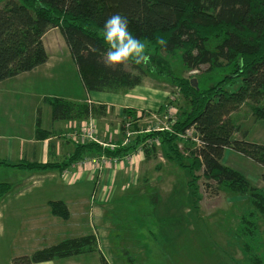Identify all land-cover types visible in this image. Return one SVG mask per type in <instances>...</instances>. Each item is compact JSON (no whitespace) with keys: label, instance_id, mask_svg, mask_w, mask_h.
<instances>
[{"label":"trees","instance_id":"16d2710c","mask_svg":"<svg viewBox=\"0 0 264 264\" xmlns=\"http://www.w3.org/2000/svg\"><path fill=\"white\" fill-rule=\"evenodd\" d=\"M117 13L128 19L130 30L145 43L151 59L161 54L176 56L187 70L201 71L207 66L205 74L233 70L209 87L198 82L196 88L192 81L175 80L189 102V112L172 129L143 136L140 142L158 135L165 145L167 158L190 170L189 187L196 206V198L200 199L196 182L201 179L214 195L221 191L248 195L255 212L241 217L236 236L243 242L244 264H264L263 257L254 248L258 223L264 219V191L252 186L245 174L223 163L226 153L232 151L264 170V145L246 141L248 131L234 119V114L244 106L253 109L255 121L264 119V0H0V82L46 64L49 54L44 36L52 29H59L89 94L115 95L137 89L147 76L144 63L128 62L132 67L129 70L126 63L105 67L103 62L106 45L100 39L101 26ZM159 38L165 41L164 45L156 42ZM236 80L241 82L238 90H227ZM44 101L51 107L54 121L94 117L96 106L88 102L58 97ZM104 107L98 106V109ZM41 118L39 110L38 136L45 133L40 128ZM189 129H194L201 144L186 148L192 161L186 165L177 141ZM239 134L241 139L237 137ZM138 146V140L114 151L94 143L81 144L76 154L62 164H0L28 170L65 169L79 160L86 149L97 155L121 156ZM191 170L202 171V176H194ZM10 189L9 183H0V198ZM52 209L63 219L69 218L63 203H52ZM94 251H98V240L89 235L16 258L13 264H40ZM101 264H110L103 255Z\"/></svg>","mask_w":264,"mask_h":264},{"label":"rangeland","instance_id":"374dc122","mask_svg":"<svg viewBox=\"0 0 264 264\" xmlns=\"http://www.w3.org/2000/svg\"><path fill=\"white\" fill-rule=\"evenodd\" d=\"M57 35L51 32L47 35V40ZM61 40L65 44L64 39ZM68 53V49H56V55H61V58H65ZM126 64L130 70L131 64ZM202 68L201 71L187 70L179 57L161 54L145 64L147 76L137 89L120 91L115 95L91 93L96 106L93 117L96 119V138L104 145L94 144L114 151L119 148L114 149L108 144H122V148H126L123 146L126 139L132 142L131 145L138 140L137 149L127 154L122 153V157L133 153L132 160L142 158V173L144 179H147L146 182L142 181L141 191H137L140 183L138 187L134 182L122 183V200L119 201L122 215H110L111 222L119 223L110 231L115 237L100 239V250L108 257L104 258L110 264H130V259L134 264H244L243 242L236 236V232L241 217L255 210L251 206L250 197L233 191H221L219 195H214L211 190L206 189L204 180L201 179L196 182L197 193L200 195V199L196 198V206L189 187L190 170L167 158L169 156L165 145L161 144L158 135L140 142L143 136L172 129L173 124L184 119L189 112V102L177 88L175 80H196L202 86L209 87L233 72L232 69H227L205 74L208 67ZM61 71L65 73V81L48 82L50 85L45 88V93L60 92L67 95L69 92L79 91L82 82L75 65L69 61ZM240 83L232 81L227 90L237 91ZM49 97L53 98L51 95ZM100 99L113 101L117 106L103 105ZM98 106L105 107L98 109ZM253 113L251 107L244 106L234 114L235 122L242 124L248 131L246 141L264 145V119L255 121ZM111 132L113 137L109 136ZM193 136H179L177 141L178 150L185 157L186 165L192 164L186 148L196 144L198 146ZM237 137L242 138L241 134ZM223 163L245 174L252 186L264 191V170L258 164L232 151L226 153ZM191 173L196 177L202 176V171L191 170ZM18 177L19 175L2 174L0 171V182H4L2 179L6 178L14 182ZM15 186L16 189L19 187L17 184ZM83 188L89 195L95 191L94 185L91 186L93 189L90 186ZM7 214L0 220V264H13L16 258L29 256L56 244L57 238L42 237L32 242L27 236H22V218L8 219ZM94 222L98 225L97 219ZM258 226L254 248L264 259V219L259 221ZM118 235H122V238ZM108 245L109 250H106ZM57 261L45 264H56Z\"/></svg>","mask_w":264,"mask_h":264},{"label":"crops","instance_id":"0c3cea01","mask_svg":"<svg viewBox=\"0 0 264 264\" xmlns=\"http://www.w3.org/2000/svg\"><path fill=\"white\" fill-rule=\"evenodd\" d=\"M51 32L58 35L47 40V35ZM59 32V29H52L44 36V44L49 54L46 64L0 82V162L10 165L25 162L62 164L76 154L78 146L83 144L76 136L89 128V124L96 122L93 117L86 120L54 121L51 107L44 101L51 95L73 102H88L90 105L95 102L83 84L78 92H69L70 95L44 92L50 85L48 82L65 81V73L61 70L69 61L75 65L78 72L69 48L62 42L63 37ZM57 48L66 51L68 49L69 53L65 58H61V55H56ZM54 75L57 77L54 78ZM100 101L103 105L117 106L113 101ZM39 110L42 116L40 128L45 131L41 136L37 134ZM109 136L113 137L112 132ZM117 147L122 148V144ZM133 156V153L126 157L96 155L86 149L79 160L65 169L28 170L0 164L2 174L19 175L14 182L8 181V177L2 179L4 182H0L11 185L10 191L0 198V220L5 213H8V219L22 218V236H27L32 242L42 237L57 238V245L69 239L93 235L98 240V251L57 259L56 264H97L98 260L101 264L103 251L100 250V239L115 237L110 231L113 226L119 225L110 221V215H122V206L119 203L120 199L122 200V183L124 185L134 182L137 187L140 183L137 191H141L142 181H147L142 173L143 159L132 160ZM93 160H97L98 165H82L83 161ZM16 184L19 186L17 189ZM92 185L95 191L89 195L83 187L91 188ZM55 202L64 204L69 212L68 219L54 214L52 203ZM95 219L98 220V225L94 222ZM118 236L122 238V235ZM106 250H109V245ZM103 256L106 257L104 253ZM129 263L134 264L131 259Z\"/></svg>","mask_w":264,"mask_h":264},{"label":"clouds","instance_id":"9594fccd","mask_svg":"<svg viewBox=\"0 0 264 264\" xmlns=\"http://www.w3.org/2000/svg\"><path fill=\"white\" fill-rule=\"evenodd\" d=\"M100 39L106 45L102 53L105 67L122 66L128 62L136 65L147 64L151 59L145 43L133 35L128 19L119 13L109 16L104 21ZM156 42L159 45L165 44L162 38Z\"/></svg>","mask_w":264,"mask_h":264},{"label":"built area","instance_id":"2783aa9c","mask_svg":"<svg viewBox=\"0 0 264 264\" xmlns=\"http://www.w3.org/2000/svg\"><path fill=\"white\" fill-rule=\"evenodd\" d=\"M88 126H89V128H86L83 132H81L78 136H76V139L80 143H83V144H86L88 142H91V143H97L99 145H102L103 143L101 141L99 142L97 140V138H96V128H95V124L92 122ZM193 134H195L194 129H189L184 134H182L180 136L183 137V138H189V136L191 137V136H193ZM193 139L198 143V145L201 144L200 141L198 140V137L193 136ZM131 143L132 142H129V140L126 139L125 142L123 143V146H126L127 147V146L131 145ZM108 145L111 146V147H114V149H116V147H117V145H115V144H108ZM114 162H116V161H114ZM86 164H91L93 166H96V165H98V162H97V160H93V161H83L82 162V165L85 166Z\"/></svg>","mask_w":264,"mask_h":264},{"label":"water","instance_id":"95a60500","mask_svg":"<svg viewBox=\"0 0 264 264\" xmlns=\"http://www.w3.org/2000/svg\"><path fill=\"white\" fill-rule=\"evenodd\" d=\"M192 85L197 88L198 87L197 81L196 80H192Z\"/></svg>","mask_w":264,"mask_h":264},{"label":"bare ground","instance_id":"6f19581e","mask_svg":"<svg viewBox=\"0 0 264 264\" xmlns=\"http://www.w3.org/2000/svg\"><path fill=\"white\" fill-rule=\"evenodd\" d=\"M111 144V143H110Z\"/></svg>","mask_w":264,"mask_h":264}]
</instances>
